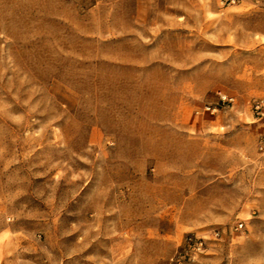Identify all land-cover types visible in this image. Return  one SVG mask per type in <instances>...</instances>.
<instances>
[{"label":"rangeland","instance_id":"obj_1","mask_svg":"<svg viewBox=\"0 0 264 264\" xmlns=\"http://www.w3.org/2000/svg\"><path fill=\"white\" fill-rule=\"evenodd\" d=\"M0 264H264V0H0Z\"/></svg>","mask_w":264,"mask_h":264},{"label":"built area","instance_id":"obj_2","mask_svg":"<svg viewBox=\"0 0 264 264\" xmlns=\"http://www.w3.org/2000/svg\"><path fill=\"white\" fill-rule=\"evenodd\" d=\"M222 98H223V99H226V96H225V95H222ZM207 108H209V107H207Z\"/></svg>","mask_w":264,"mask_h":264}]
</instances>
